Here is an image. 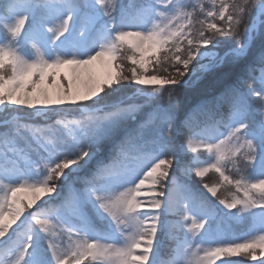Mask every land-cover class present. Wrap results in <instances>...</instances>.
Masks as SVG:
<instances>
[{
	"label": "snow or ice",
	"instance_id": "1",
	"mask_svg": "<svg viewBox=\"0 0 264 264\" xmlns=\"http://www.w3.org/2000/svg\"><path fill=\"white\" fill-rule=\"evenodd\" d=\"M0 264H264V0H0Z\"/></svg>",
	"mask_w": 264,
	"mask_h": 264
},
{
	"label": "trees",
	"instance_id": "2",
	"mask_svg": "<svg viewBox=\"0 0 264 264\" xmlns=\"http://www.w3.org/2000/svg\"><path fill=\"white\" fill-rule=\"evenodd\" d=\"M224 46H221V54H223ZM234 74V70L230 66H224L220 71L214 73L206 81H204L198 88L187 87L182 89L180 96L183 100L184 107L190 108L194 105L201 97V95L209 90H215L221 87L229 78Z\"/></svg>",
	"mask_w": 264,
	"mask_h": 264
},
{
	"label": "rangeland",
	"instance_id": "3",
	"mask_svg": "<svg viewBox=\"0 0 264 264\" xmlns=\"http://www.w3.org/2000/svg\"><path fill=\"white\" fill-rule=\"evenodd\" d=\"M252 81H249V83H251ZM206 179V182L208 183H212V182H215L217 180V176L210 173L208 177L205 178ZM221 194H226V193H221Z\"/></svg>",
	"mask_w": 264,
	"mask_h": 264
}]
</instances>
